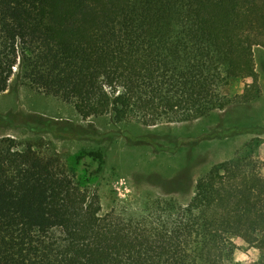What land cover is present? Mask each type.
I'll return each mask as SVG.
<instances>
[{
  "label": "trees",
  "instance_id": "16d2710c",
  "mask_svg": "<svg viewBox=\"0 0 264 264\" xmlns=\"http://www.w3.org/2000/svg\"><path fill=\"white\" fill-rule=\"evenodd\" d=\"M83 2L78 14L61 0H0V94L16 76L83 120L143 126L259 99L264 0ZM100 210L57 155L0 138V264H229L235 238L264 264V178L245 157L212 167L186 206Z\"/></svg>",
  "mask_w": 264,
  "mask_h": 264
},
{
  "label": "rangeland",
  "instance_id": "374dc122",
  "mask_svg": "<svg viewBox=\"0 0 264 264\" xmlns=\"http://www.w3.org/2000/svg\"><path fill=\"white\" fill-rule=\"evenodd\" d=\"M61 1L84 11L83 0ZM253 57L259 99L156 126L116 123L111 115L83 120L72 106L30 91L15 76L0 94V116L9 120L0 118V138L32 143L42 156L57 155L69 175L98 196L100 217L138 215L156 199L186 206L200 178L238 156L264 178V49L253 48ZM249 237L258 241L253 232ZM233 244L229 264H263V254L242 238Z\"/></svg>",
  "mask_w": 264,
  "mask_h": 264
}]
</instances>
